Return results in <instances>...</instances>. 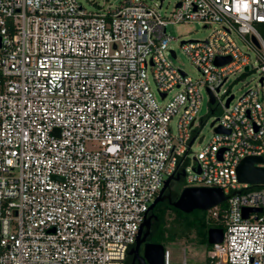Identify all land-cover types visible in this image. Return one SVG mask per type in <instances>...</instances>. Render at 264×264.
Returning <instances> with one entry per match:
<instances>
[{
    "label": "built area",
    "instance_id": "obj_1",
    "mask_svg": "<svg viewBox=\"0 0 264 264\" xmlns=\"http://www.w3.org/2000/svg\"><path fill=\"white\" fill-rule=\"evenodd\" d=\"M186 21L214 27L201 39L168 31ZM257 23L264 0H176L168 12L162 0L94 10L79 0H0V264H125L150 203L182 169L185 186L226 195L207 208L222 239L204 261L184 254L182 264H264V181L237 173L247 155L264 166V105L258 88L238 97L221 88L252 66L237 36L256 48L263 84ZM172 41L198 76L172 62ZM203 86L222 112L192 150Z\"/></svg>",
    "mask_w": 264,
    "mask_h": 264
},
{
    "label": "rangeland",
    "instance_id": "obj_2",
    "mask_svg": "<svg viewBox=\"0 0 264 264\" xmlns=\"http://www.w3.org/2000/svg\"><path fill=\"white\" fill-rule=\"evenodd\" d=\"M83 6L88 10H94L98 5H104L109 2L118 3L119 0H79ZM160 1V0H156ZM176 0H162V11L168 12L173 7V4ZM214 27V24L204 26L203 23L198 21H186V22H177L171 23L168 25V31L174 36L180 38H205ZM256 29L264 38V24L257 23L255 24ZM250 36V35H249ZM236 42L239 48L243 52H248L249 62L252 65L248 72H242L241 70H234L229 74L227 80L222 85V89L227 90L228 92L234 93L235 97L240 96L248 88H258L260 91V97L264 105V82L261 85V81L258 79V70L255 68L259 64V59L256 55L255 47H248V42L236 37ZM172 46L176 50V57L172 58V62L176 65L184 68L190 75L198 76L199 72L197 71L195 65L190 60L188 54H186L183 49L178 45L177 41H172ZM223 93V91H221ZM202 101L200 108L198 110V123H199V134L195 139L192 150L199 149L203 144H205L213 134V128L211 126V121L222 112L220 106H215V104H209V94L205 87H201ZM214 107V110L211 108ZM192 157L189 156L186 164L192 162ZM190 168H186V171H189ZM185 186V178L179 180L176 184L177 189H180ZM172 204L159 200L157 202V207L161 212H165V216L170 219L176 218L178 225L187 230L186 235H180L171 238H164L162 243L165 247L170 250V264H182L183 255H186V258L190 262H199L205 260L206 250L209 247L208 244L201 241V230H206V239H207V229L216 225L219 222L213 219H210L208 216L207 209L194 208L190 211H183L177 208H171ZM173 206V205H172ZM175 207V206H173ZM176 208V207H175Z\"/></svg>",
    "mask_w": 264,
    "mask_h": 264
},
{
    "label": "water",
    "instance_id": "obj_3",
    "mask_svg": "<svg viewBox=\"0 0 264 264\" xmlns=\"http://www.w3.org/2000/svg\"><path fill=\"white\" fill-rule=\"evenodd\" d=\"M230 59L227 57H216L215 62L218 64L224 63ZM164 95V94H163ZM232 95L227 99V103L231 99ZM214 98L210 95V102L213 103ZM213 121H211V124ZM216 130H221L220 127H216ZM263 157L260 155H247L243 157L237 167L238 178L242 181L251 183H258L264 181V166H257L255 163L261 162ZM185 170L177 172L168 176L163 183L159 193L155 196L153 201L149 205V210L154 205L162 200L164 197H170V193L161 195L165 187L169 186L171 178H179L183 176ZM226 198L223 190L218 186H184L182 187L179 195L171 204L176 208L183 211H190L194 208L207 209L212 205L222 202ZM246 210L244 213L246 214ZM153 214L145 217L144 221L139 227V231L134 244L128 249V253H133L134 258L139 257L141 262L139 264H163L164 260V245L160 242H146L144 245V253L142 256L138 255V245L145 239L149 232L150 221ZM145 230L143 231V229ZM223 229L218 226H210L207 229V242L213 243L222 239ZM145 260V262H144Z\"/></svg>",
    "mask_w": 264,
    "mask_h": 264
},
{
    "label": "trees",
    "instance_id": "obj_4",
    "mask_svg": "<svg viewBox=\"0 0 264 264\" xmlns=\"http://www.w3.org/2000/svg\"><path fill=\"white\" fill-rule=\"evenodd\" d=\"M223 205V203H221ZM171 208L176 209L171 205ZM152 217H153V231H151V234L153 233L154 240L162 243V240L164 238H171V237H176L180 235H186L187 230H184L183 227L178 225L176 218H170L168 219L165 216V212H161L160 209H158L157 204L154 206L152 209ZM155 217V218H154ZM212 226H218L222 227L221 223H218L216 225ZM202 236H201V241L205 242L206 244L210 245V243L207 242L206 239V230H203V228L200 227ZM163 244V243H162Z\"/></svg>",
    "mask_w": 264,
    "mask_h": 264
},
{
    "label": "flooded vegetation",
    "instance_id": "obj_5",
    "mask_svg": "<svg viewBox=\"0 0 264 264\" xmlns=\"http://www.w3.org/2000/svg\"><path fill=\"white\" fill-rule=\"evenodd\" d=\"M176 174L177 173H175V175ZM181 178H182V176L180 175L179 178H171L170 179L169 186L165 187V189L161 193V195L170 193V197L169 198L168 197H164L161 201H164V202H167V203L171 204V201H173V200H175L177 198V196L179 195V193H180L182 188L177 189L176 184H178V182H179V180ZM152 209H150L148 211L147 216L152 214ZM153 220H154L153 217H151L149 232L146 235L145 239H143L138 245V255L139 256L143 255V253H144V245H145L146 242H158V241L154 240L153 233L151 234V231H153V224H154ZM144 230H145V228L143 229V231ZM140 262H141V259L139 257H135L134 258V254L133 253H127V258H126L125 264H139ZM144 262H145V260H144Z\"/></svg>",
    "mask_w": 264,
    "mask_h": 264
}]
</instances>
